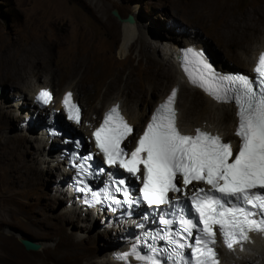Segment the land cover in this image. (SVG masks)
<instances>
[{"label": "rangeland", "instance_id": "obj_1", "mask_svg": "<svg viewBox=\"0 0 264 264\" xmlns=\"http://www.w3.org/2000/svg\"><path fill=\"white\" fill-rule=\"evenodd\" d=\"M114 11L123 19L134 16L135 28L122 25ZM231 11L244 17L236 39L264 47V0H0V264H107L113 246L123 243L124 230L108 228L102 214L91 222L88 214L69 213L59 170L36 165L43 159L36 128L43 124L30 117V90L48 80L59 96L70 89L84 106V122L100 117L115 99L134 117L135 90L148 93L154 87L159 101L165 94L159 74L180 78L169 51L173 46L165 40L184 48L201 41L224 73L248 71L238 63L243 50L226 48L217 38L227 30L223 17ZM72 56L88 62L82 75L69 74ZM28 62L35 66L27 69ZM23 74L24 85L17 77ZM196 87L188 80L180 91L182 110L193 98L200 109L209 105L212 98ZM204 116L216 123L213 115ZM22 238L42 249L26 251Z\"/></svg>", "mask_w": 264, "mask_h": 264}, {"label": "snow or ice", "instance_id": "obj_2", "mask_svg": "<svg viewBox=\"0 0 264 264\" xmlns=\"http://www.w3.org/2000/svg\"><path fill=\"white\" fill-rule=\"evenodd\" d=\"M181 54V67L190 83L219 102H234L238 118L234 134L239 143L234 150L231 143L199 128L194 135L182 134L176 127L173 107L176 89L152 113L130 153L121 144L131 134V127L117 107L105 114L92 136L107 169L87 167L86 162L93 159L91 154L72 165L81 185L77 191L90 194L92 202L115 205L112 211L124 205L131 207L140 202L130 194L138 187L139 197L149 208L168 206L154 212L155 218L177 208L169 193H182L193 182L208 186L207 191L194 187L192 194L180 201L183 207L178 217H161L159 229L144 230L143 225H138L142 228L138 243L117 256L125 264L129 257L139 264H218L213 248L214 228L219 229L229 249L248 240L249 232H264V52L253 69L254 79L216 72L203 51L192 46L181 49ZM71 95H64L63 107L67 119L79 123L80 109ZM36 99L47 104L51 96L48 91H41ZM97 170L108 179L103 188L94 190L87 181L95 178ZM141 177L142 183L135 185L134 181ZM129 178L132 183H128ZM175 199L179 201V197ZM158 241L163 245H158Z\"/></svg>", "mask_w": 264, "mask_h": 264}, {"label": "bare ground", "instance_id": "obj_3", "mask_svg": "<svg viewBox=\"0 0 264 264\" xmlns=\"http://www.w3.org/2000/svg\"><path fill=\"white\" fill-rule=\"evenodd\" d=\"M243 18H244L243 16L236 14L235 12H232V11L230 14H225V16L223 17V26L222 27L226 28L227 30L224 29L222 33L219 32L218 33L219 35H217V38H218L219 42H221V44L223 46H225L226 48H235L237 51L243 50L242 54H239V56L237 57L239 59L238 63L240 65H242V67H244L245 69H247L249 71L255 65V62L258 59V56L260 55V53L262 51L264 52V47L260 46L258 48H250L249 43L245 42L243 39H241V38L236 39V36H234V35H236V29L239 27L240 21H242ZM122 25H124L126 28L132 30L136 26V21H135V24L122 23ZM165 43L173 46L172 48L169 49V51L170 52L173 51V52H171V55L173 57L176 56L175 57L176 58L175 59L176 60L175 65H178V67H179L177 72L179 73L180 78L176 79V78H174L173 74L171 76V75H167L165 72L164 73L166 75L164 73H162V74H159V76L161 78V82L165 84L164 85L165 86L164 93L166 95H167L169 89L172 87V85L173 84L176 85L174 87L177 89V92H176V102H177L176 105L177 106L176 107H178V109H179V116H178L179 117V125L181 126L183 131L185 133H189V132L193 133V132H195V128L202 127L208 131H214V133L217 132L222 137H224L226 139V141H230V140L234 141V139L236 138L234 133H235V128L237 126L238 120H237V117L235 115L236 109L233 106L221 104V103H218L217 101H215L214 99L209 98L208 99L209 105L200 109L198 107V105L200 104L199 101L196 98H193L191 103L189 104L188 110L187 109L182 110L180 108L181 106L178 103L180 91H182V89H184L186 82L188 81L187 80L188 77L184 73L183 68L181 67V63L178 60V59H181V55H182L181 49H183L184 47H181L180 44H178V41H176L175 39H169L168 41L165 40ZM189 46L194 47L196 50L203 51V53L205 54V57L208 59V61H211V63H213V65L215 66L216 71L217 72L220 71L221 73L224 74V70L217 68V66L213 62L214 60L211 57L212 55H211L210 51H208L206 44H204L201 41H197L194 44L189 43L185 47H189ZM246 51H249V52L251 51L250 52L251 56H249V58H247L246 55L244 56V54H246L245 53ZM31 63L32 62L27 63V69L29 67L35 66L34 64H31ZM87 63L88 62H86L82 58H79L78 56H72L70 58V60L68 61L69 74L71 76L75 75V74L82 75L85 72L84 68H85ZM38 69H37V71H38ZM34 72H36V69L34 70ZM225 72H229V71L226 70ZM27 73H30V72H28V70H27ZM100 74L102 75V73H100ZM16 75L17 74H15V76ZM24 76H25L24 74L17 76L19 78V82H22V84L26 81V78ZM38 77L41 78L42 76L38 74ZM19 82H17V83H19ZM52 82L50 80H48L43 85L42 84L36 85V86H34V92H33V90H30V92L32 91L33 93H35L40 88L52 86ZM20 86H21V84H20ZM193 86H195V85H193ZM26 88H25V90H27ZM179 88H180V90H179ZM198 88H200V87H198ZM69 90L70 89H68L67 91H69ZM193 91H196V89H193ZM154 92H155V90L153 87L152 91L150 90V91H148V93L147 92H136V90L132 93V96H133L132 101L139 108L134 113L135 114L134 117H130L128 115V113H126V111L124 110L125 105H122L121 101L116 100V99L111 101V103L108 104L105 109L109 108L113 104L120 103L124 112L130 118V121L136 127H141V125L143 124V120L145 119L146 115L148 114V110L150 108L149 106L151 104H153V106H156L158 103L162 102L168 96L167 95L165 97V94H164L161 96L162 97L161 100L156 101V99H155L156 94ZM30 94L27 96V98L29 100L28 104L33 105L31 99L29 98L31 96ZM62 97L63 96H61V98ZM195 112H198V113L195 114ZM201 114H204V115L207 114L210 116L213 115L212 118L214 121H216V123L212 122L208 116L205 117L204 115H201ZM43 119H45V118H43ZM39 121L44 126L46 125V121L43 122V120L41 118H39ZM91 121H93V119H91L89 122H91ZM230 134H231V136H234V138L233 137L228 138V140H227V137ZM38 139H39V143H40L39 150H41V152L43 153V159H41L42 161H40V162L38 161V163L37 162H35V163H36V165L37 164L39 165V163H40V165L45 164V167L47 166V168H49V170L51 169V171H53V173H55L57 171V169L59 170V166L62 165V164H60L59 160H57L59 158V156L58 155L56 156L57 163L54 165L52 164V163H55L54 160L51 159L50 157L48 158L47 156L57 154V152H60V149L57 146L49 145L47 143V141H43V139L40 137ZM35 163H34V167L32 166V169L34 170V175H35L34 177H38L40 171H39V168H37L35 166ZM42 169H40V170H42ZM65 182H67V177L63 176L59 170V183L62 185V183L64 184ZM65 196L67 197L66 201L68 203V205H67L68 207H66V208H68L67 211L69 213L80 214L81 216L84 215L81 212V210L79 209V207L77 205L78 203L72 199H69V197L67 196V193H65ZM95 214L98 217L100 213H98L96 211H92L87 215V216H91V220H90L91 222L98 219L97 217H95ZM84 216H86V215H84ZM104 217L105 216L103 215V219H104ZM105 223H106V225H108V228L110 227L112 229H118V228L122 229L121 226L116 225V224H112V220H110L109 223L108 222H105ZM133 234H134V236L136 235L134 232L133 233L129 232V231L124 232V235H123L124 237H123V241H122L123 243H119V244L114 245L113 249L109 252L107 260H104L103 263L125 264L124 261L119 260L116 257L119 254L129 250L130 245L133 243V240L131 238L133 236ZM241 247H242V251H239V250H237V251H223V259L220 258L221 259L220 264H224L223 263L224 261H227V262L229 261V264H264V239H262L260 236H258V235L252 236V238L249 240L247 245H243ZM252 258H254V261L250 262ZM128 264H136V263L134 262L133 259L129 258Z\"/></svg>", "mask_w": 264, "mask_h": 264}, {"label": "water", "instance_id": "obj_4", "mask_svg": "<svg viewBox=\"0 0 264 264\" xmlns=\"http://www.w3.org/2000/svg\"><path fill=\"white\" fill-rule=\"evenodd\" d=\"M114 16L117 17L121 23H128V24H135V18L134 16H128V18L126 19H123L120 17V15L118 14L117 11H114L113 12ZM21 244L22 246L25 248L26 251H29V252H38L42 249V245L35 241V240H32V239H21Z\"/></svg>", "mask_w": 264, "mask_h": 264}, {"label": "clouds", "instance_id": "obj_5", "mask_svg": "<svg viewBox=\"0 0 264 264\" xmlns=\"http://www.w3.org/2000/svg\"><path fill=\"white\" fill-rule=\"evenodd\" d=\"M44 88H46V87H44ZM48 88H50L51 90H53V88L51 87V86H48ZM54 91V90H53ZM69 91H71V90H69ZM67 91H65L62 95L64 96V94L66 93ZM72 92V91H71ZM54 94L58 97L59 95H57L56 94V92L54 91ZM74 94V93H73ZM74 97L77 99V97L74 95ZM59 98L60 99H62L60 96H59ZM32 108H34V105H32V107H31V113H30V117H33L34 116V110L32 109ZM102 114V113H101ZM35 119V118H34ZM70 126V125H69ZM79 129H74L73 128V126L72 127H69L68 128V132H70L71 133V131H75L76 132V134H79L80 133V131H78ZM48 143V142H47ZM49 144V143H48ZM50 145V144H49Z\"/></svg>", "mask_w": 264, "mask_h": 264}]
</instances>
